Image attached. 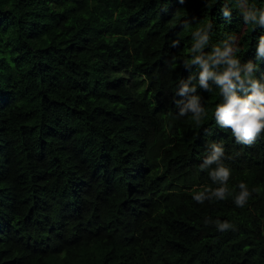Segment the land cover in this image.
Returning a JSON list of instances; mask_svg holds the SVG:
<instances>
[{"label": "trees", "instance_id": "obj_1", "mask_svg": "<svg viewBox=\"0 0 264 264\" xmlns=\"http://www.w3.org/2000/svg\"><path fill=\"white\" fill-rule=\"evenodd\" d=\"M224 3L0 0V264H264V134L235 143L199 88L203 125L178 117L175 89L195 68L165 63L210 22L211 43L239 36L264 81V28L245 27L235 0L224 18ZM211 142L229 189L258 190L242 208L193 199L216 187L199 168Z\"/></svg>", "mask_w": 264, "mask_h": 264}, {"label": "clouds", "instance_id": "obj_2", "mask_svg": "<svg viewBox=\"0 0 264 264\" xmlns=\"http://www.w3.org/2000/svg\"><path fill=\"white\" fill-rule=\"evenodd\" d=\"M183 3V0H180ZM235 9L243 18L245 27L264 28V8H258L250 0H235ZM223 17L231 18L230 0H225L221 7ZM189 27L188 23L184 28ZM212 23L201 24L191 33V47L186 49L183 57L172 55L166 61L169 68L175 69L177 62L182 61L185 69L195 68L188 78L181 79L175 89V100L179 109L178 117H189L190 123L200 128L208 117V110L197 90L203 89L210 95L219 97V102L212 109L215 125L224 131H230L235 143L252 146L264 134V81L257 78L258 63L249 60L241 63L240 38L236 34H226L219 44L211 43ZM171 47H179V40H173ZM256 61H264V34L258 37L256 44ZM206 49H210L206 51ZM225 147L222 142H211L207 145V154L199 168L208 171V176L216 187L206 186L193 196L197 203L205 201H223L229 197L237 207H244L253 192L244 182L230 190L228 181L231 170L225 166ZM214 223L219 232L234 230L235 226L228 221L205 220V224Z\"/></svg>", "mask_w": 264, "mask_h": 264}]
</instances>
